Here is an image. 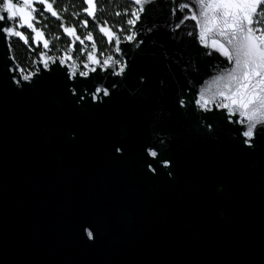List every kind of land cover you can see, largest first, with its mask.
Returning <instances> with one entry per match:
<instances>
[{"label": "water", "instance_id": "obj_1", "mask_svg": "<svg viewBox=\"0 0 264 264\" xmlns=\"http://www.w3.org/2000/svg\"><path fill=\"white\" fill-rule=\"evenodd\" d=\"M168 11L151 14L144 43L118 45L124 76L90 73L111 99L93 100L67 64L52 71L59 59L48 70L35 61L24 81L0 40V264H264V138L249 149L229 123L238 116L179 107L219 74L218 53ZM117 142L122 160L111 155ZM148 151L168 167L151 172Z\"/></svg>", "mask_w": 264, "mask_h": 264}, {"label": "snow or ice", "instance_id": "obj_2", "mask_svg": "<svg viewBox=\"0 0 264 264\" xmlns=\"http://www.w3.org/2000/svg\"><path fill=\"white\" fill-rule=\"evenodd\" d=\"M36 3L42 6L43 13H50L52 17L59 19L58 12L53 9L49 0H36ZM87 5L82 11L86 14L87 18L96 22V12L100 9L97 7L95 0H84ZM130 11L123 13L116 12L115 15L126 16L125 23L128 26L123 40L127 42L136 41L138 44L144 43L143 32L144 25L151 20V14L157 8H168V14L176 16L179 27L186 20L194 21L193 31L188 32L189 36L193 37V41L197 38L200 44L206 48L213 49L218 53L215 57L217 61L218 73L214 76L206 87H203L196 94L195 98L185 100L181 98L178 100L179 107L185 109L190 104H195L200 110L204 112H211L213 106L217 110H223L222 115L228 118L238 116L239 120L229 119V123H239L242 125L237 131L244 138L242 144L246 145L249 149L255 147V141L259 138H264V0H129ZM2 14H0V40L5 41L7 52H11L10 39L18 38L19 41L28 45V37L24 32L16 29L26 28L32 33V44L36 45L42 43L44 49L49 48V40L44 36L41 29L34 26L39 23L36 14L38 9L34 6L33 0H23V7L13 3V0H3ZM183 13V15H179ZM18 21L15 28L11 22ZM80 24L85 28L88 26V19L81 20ZM139 25V27H137ZM99 33L106 38L108 43L115 42L117 45L115 51L119 52L118 45L121 43L118 32L125 31L120 26H109L107 21L103 25L97 24ZM155 22L149 24L147 31L155 35ZM61 29L66 36L73 37L83 44L85 40L92 41L93 34L88 32L86 36L81 39L76 35L75 29L66 27L61 23ZM158 30V29H157ZM140 35L141 39L137 40ZM151 38V37H150ZM56 39H59L57 36ZM73 44H69V52L72 50ZM91 51L87 53L86 61L83 64L82 71H77L74 64L69 65L70 71L68 73L69 79L84 77L86 80L80 81L89 92L94 91L92 96L93 100L103 97H110V92L106 87H90L91 80L90 73H97L99 78L98 69L100 72H105L111 69L110 75L121 77L125 75L127 63L120 60L113 59L112 56H107L103 61L97 59L95 53L97 46L93 42ZM205 55H212V52H206ZM219 57H224L230 66H223ZM9 59L14 60V57L8 56ZM71 57L65 53L63 58L58 61L56 69L63 67ZM40 62L43 69L50 68V58L46 57L44 52L40 53ZM55 63V61H52ZM211 63V62H209ZM32 73L23 75L24 81L31 79ZM16 79L10 77V80ZM141 77V81H143ZM77 84H73L72 88L76 89ZM111 87H116V82H113ZM83 97H81L82 99ZM128 154V148L124 143H113L111 146V155L113 159L122 160ZM148 156L156 158L155 163L148 161L152 165L150 171L156 174L161 172L159 168L160 163L163 161L165 168L170 163V158L166 157L163 153L158 157L157 151H148ZM172 176L173 173L169 169L166 173ZM82 239L86 235L87 242L94 245L97 240V233L95 226L92 223L86 222L80 225Z\"/></svg>", "mask_w": 264, "mask_h": 264}, {"label": "flooded vegetation", "instance_id": "obj_3", "mask_svg": "<svg viewBox=\"0 0 264 264\" xmlns=\"http://www.w3.org/2000/svg\"><path fill=\"white\" fill-rule=\"evenodd\" d=\"M49 2L52 4L53 9L58 12L59 19L52 17L50 14L43 13V15H40L39 13L42 12V6L38 4L34 5L38 9L37 13L34 15H36L37 19L39 20V23H35V24L38 29H41L43 31L45 38L49 40L48 49H44L41 44L38 47H35L34 44H32V40H31L32 33H30L26 29L22 30V32H24V34L28 37V41H29L28 45L23 44V42L18 40V38L10 39V40L18 41L20 44H22L27 49L30 56L33 57V65L35 69L32 72V74H34L37 71L35 61L40 60L41 52H44L45 56L50 58L51 60L60 59L62 58L61 56H63L64 53H67L72 58V61L71 62L68 61L67 65L69 66L74 64L77 70L80 71L84 70L83 64L87 62L86 56L87 53L92 50L91 45L93 42L97 46L98 60L103 61L105 57L112 56L113 59H117L123 62V60L120 57H118L117 52L115 51L116 49L115 42H112L111 44L108 43L106 38H104L102 34L99 33L98 31L97 24L99 23L100 25H103V23H101L98 20L99 11L96 12V22H93V20L86 17V15L82 10L81 12L77 11L76 4L78 2H81L84 8H86L85 6L86 4L84 3V0H49ZM2 3L3 0H0V5H2ZM13 3L23 7V3H21L20 0H13ZM85 19H88L87 28H85L83 25L80 24V21ZM17 22L18 21L12 22L14 28ZM61 23H63L66 27L74 28L76 30L75 33L81 39H83V37L86 36L89 31L92 32L93 40L92 41L85 40L83 44H80L79 41L74 40L73 37L72 38L67 37L63 34V31L61 29ZM56 28L61 34H57L58 31H56ZM121 33L122 32H118V35L120 36V40L122 42H126L123 40L124 35L122 36ZM57 36L59 37V39H56ZM63 39L68 41V46L69 44H73V48L70 52L68 48L67 50H62L60 48H57L58 43ZM102 47H104V49Z\"/></svg>", "mask_w": 264, "mask_h": 264}, {"label": "trees", "instance_id": "obj_4", "mask_svg": "<svg viewBox=\"0 0 264 264\" xmlns=\"http://www.w3.org/2000/svg\"><path fill=\"white\" fill-rule=\"evenodd\" d=\"M75 4V3H74ZM77 11L81 12V10L84 8L83 4L81 2H78L77 4ZM96 5L100 9L98 20L101 23H104L107 21L109 26H113V29H115V26L122 27L125 31H122V36L126 34L127 25L125 23L126 16L123 14L120 16H116V12H125L130 11L129 7V1L127 0H96ZM63 7V6H62ZM56 31L58 29L56 28ZM57 34H61L59 31ZM10 46L12 55L15 59V61L18 63L20 69L22 71H25L27 73H32L34 71V65H33V57L30 56L27 49L20 44L18 41L10 40ZM57 48H60L62 50H67L68 48V41L63 39L61 40ZM104 49V47H102Z\"/></svg>", "mask_w": 264, "mask_h": 264}, {"label": "rangeland", "instance_id": "obj_5", "mask_svg": "<svg viewBox=\"0 0 264 264\" xmlns=\"http://www.w3.org/2000/svg\"><path fill=\"white\" fill-rule=\"evenodd\" d=\"M64 55H65V53H64ZM64 55H63V56H64ZM63 56H61V57L63 58ZM21 73H22V75H28V74H29V73H27V72H25V71H22V70H21Z\"/></svg>", "mask_w": 264, "mask_h": 264}]
</instances>
